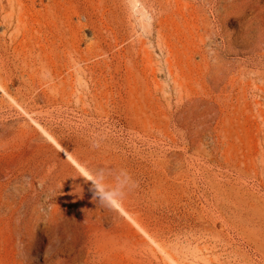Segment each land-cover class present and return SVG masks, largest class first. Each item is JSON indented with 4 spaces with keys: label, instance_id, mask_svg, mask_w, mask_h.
<instances>
[{
    "label": "rangeland",
    "instance_id": "obj_1",
    "mask_svg": "<svg viewBox=\"0 0 264 264\" xmlns=\"http://www.w3.org/2000/svg\"><path fill=\"white\" fill-rule=\"evenodd\" d=\"M256 1L0 0V194L54 212L50 262L264 264ZM101 169L136 184L117 210Z\"/></svg>",
    "mask_w": 264,
    "mask_h": 264
},
{
    "label": "bare ground",
    "instance_id": "obj_2",
    "mask_svg": "<svg viewBox=\"0 0 264 264\" xmlns=\"http://www.w3.org/2000/svg\"><path fill=\"white\" fill-rule=\"evenodd\" d=\"M87 176L93 179L90 175L87 174ZM22 198L17 200L16 196L12 194H0V233L2 234L0 235L2 238L0 247L3 251L4 243L7 242L11 244L13 251V260L5 259L0 252V264H37L36 260L39 258L40 253L45 264H73V262L66 259H58L53 263L49 261L52 255L56 256L61 251L55 247L54 243H49V237H46L48 245L44 242V244L37 246L36 234L39 232L41 236L46 233L54 212L42 216L37 213L36 203L38 199ZM5 239L8 240L5 241ZM34 255L36 256L34 257ZM103 264L114 263L104 261Z\"/></svg>",
    "mask_w": 264,
    "mask_h": 264
},
{
    "label": "clouds",
    "instance_id": "obj_3",
    "mask_svg": "<svg viewBox=\"0 0 264 264\" xmlns=\"http://www.w3.org/2000/svg\"><path fill=\"white\" fill-rule=\"evenodd\" d=\"M94 176V179H90L93 201L109 210H117L118 205L124 201L128 192L136 186L126 170H120L118 174H111L101 169Z\"/></svg>",
    "mask_w": 264,
    "mask_h": 264
}]
</instances>
